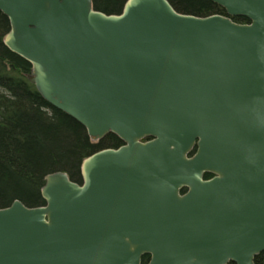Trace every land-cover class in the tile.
<instances>
[{
	"label": "water",
	"instance_id": "obj_1",
	"mask_svg": "<svg viewBox=\"0 0 264 264\" xmlns=\"http://www.w3.org/2000/svg\"><path fill=\"white\" fill-rule=\"evenodd\" d=\"M0 0L39 96L122 145L0 208V264H254L264 253V0ZM240 17L247 24L230 18ZM210 175L209 180L204 176ZM186 188L185 194L180 190Z\"/></svg>",
	"mask_w": 264,
	"mask_h": 264
},
{
	"label": "trees",
	"instance_id": "obj_2",
	"mask_svg": "<svg viewBox=\"0 0 264 264\" xmlns=\"http://www.w3.org/2000/svg\"><path fill=\"white\" fill-rule=\"evenodd\" d=\"M125 1L92 3L97 11L118 14ZM167 1L180 14L226 16L209 0ZM230 19L238 24L249 23L245 18ZM8 30V20L0 13V208L14 200L37 207L44 205L40 190L46 175L63 172L72 182L80 183L82 161L121 142L113 134L94 141L78 122L46 103L25 77L30 65L4 46ZM147 261L145 256L142 264ZM254 264H264V253L254 258Z\"/></svg>",
	"mask_w": 264,
	"mask_h": 264
},
{
	"label": "flooded vegetation",
	"instance_id": "obj_3",
	"mask_svg": "<svg viewBox=\"0 0 264 264\" xmlns=\"http://www.w3.org/2000/svg\"><path fill=\"white\" fill-rule=\"evenodd\" d=\"M121 145H122V143H121ZM120 146V145H119ZM119 146H117V147H119ZM116 147V148H117ZM108 149H115V148H108ZM211 178V176L210 175H207V176H204V180H209ZM186 191H187V189L186 188H183V189H181L180 190V195H183V194H185L186 193Z\"/></svg>",
	"mask_w": 264,
	"mask_h": 264
}]
</instances>
